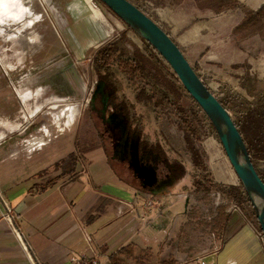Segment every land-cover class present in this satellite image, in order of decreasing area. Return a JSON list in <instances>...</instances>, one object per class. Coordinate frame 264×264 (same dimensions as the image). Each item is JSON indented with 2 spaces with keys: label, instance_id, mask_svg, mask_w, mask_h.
Returning <instances> with one entry per match:
<instances>
[{
  "label": "rangeland",
  "instance_id": "1",
  "mask_svg": "<svg viewBox=\"0 0 264 264\" xmlns=\"http://www.w3.org/2000/svg\"><path fill=\"white\" fill-rule=\"evenodd\" d=\"M69 1L72 0H51V5L61 13L57 17L44 0H31L34 12L41 15L34 26L21 17H5L0 21V102L5 99L11 106L6 109L10 117L0 115V147L15 148L20 145L31 157L30 163L35 164L40 162L39 151L55 148L59 144L67 150L75 149L74 155L59 164L63 169L68 170L79 160L87 164L85 151L100 145L89 114L88 101L99 76L103 75L116 85V97L132 106L134 121L155 150H162V146L169 154H164L166 158L178 162L192 161L194 165L192 184L188 179L184 187L174 190L184 191L183 188L188 186L184 194L188 198V214L183 224L175 225L176 234L169 241L170 255L183 253L187 248L193 251L195 244L210 246L219 241L221 233L215 220L220 212L229 214L231 203L237 201L227 194L229 186L217 181L215 168L236 173L214 127L206 131L203 120L197 115L199 105L148 42L97 0H92V3L100 9L104 19L89 17L77 23L66 9ZM87 1L90 3V0ZM130 1L152 19L158 18L152 5L159 0ZM222 3L221 0L200 2L202 6L219 7ZM238 13L246 14L239 28L242 37L250 39V47L253 44L257 46L253 52L256 59L264 60V14L257 17L253 11ZM225 15L230 14L226 12ZM23 18L27 20L26 11ZM248 18L254 19L244 27ZM61 19L65 25H60ZM18 29L21 35L18 39L4 41L1 38L2 35H14ZM86 42L90 46L85 47ZM106 48L114 52L107 69L98 72L100 52ZM137 65L141 69H137ZM261 78L264 79V73ZM34 79H37L38 86H34ZM242 85L248 86L247 83ZM255 88L249 100L240 98L241 93L238 92L215 93L240 126L250 121L249 127L244 130V137L252 146L254 163L264 175L262 145L259 144L264 142V80ZM254 115L256 122H251ZM171 130L175 131V135ZM182 136L190 137L185 146L182 145ZM209 137H214L212 148L206 145ZM46 153L52 155L50 158L57 159L54 155L61 152L49 149ZM116 168L121 170L122 176L132 179L124 168ZM212 183L218 184V188L209 192L198 189V184L208 187ZM238 183L243 187L239 180ZM144 207L148 210L154 208L156 216L152 221L142 220L144 226L151 223L157 226L158 220L165 217L166 204L157 196H150ZM185 210V202L172 207L170 223L177 215L182 216ZM249 213L253 217L251 209ZM140 241L142 247L126 253L133 254L134 258L127 255L119 257L122 264H162L161 239L157 242L148 240V243L153 242L148 250L144 249L145 241Z\"/></svg>",
  "mask_w": 264,
  "mask_h": 264
},
{
  "label": "crops",
  "instance_id": "2",
  "mask_svg": "<svg viewBox=\"0 0 264 264\" xmlns=\"http://www.w3.org/2000/svg\"><path fill=\"white\" fill-rule=\"evenodd\" d=\"M8 1L11 5L4 16H0V21L5 17H21L34 26L41 19V15L34 12L31 0ZM44 1L56 16L61 14L56 6L51 5V0ZM235 1L228 7L202 6L201 0H159L152 5L158 17L153 20L176 42L219 100L221 98L215 91L224 94L238 92L240 98L249 100L256 85H261L264 80L261 78L264 60L256 59L253 52L257 46L250 47V39L242 37L239 28L246 14L238 13L259 11L264 0ZM90 3L72 0L66 9L77 23L89 17L102 21V12L92 0ZM25 11L27 20L23 18ZM226 12L230 15H225ZM64 23L61 19L60 25ZM19 36L18 29L14 35H2L1 38L14 41ZM90 44L86 42L84 46ZM35 85L38 86L37 79H34ZM9 107L5 99L0 102V115L10 117L6 111ZM171 133L175 135L174 130ZM181 140L183 146L188 142L185 136ZM207 145L212 148L214 143ZM49 149L61 152L54 155L57 159L50 158L52 155L46 153ZM161 149L163 155L169 156L167 150L162 146ZM39 153L40 162L35 165L30 163L31 157L20 145L0 147V264H73L71 258L74 256L111 264V258L121 249L129 246L138 249L142 247L140 240H144V249L148 250L153 242L147 241L157 242L159 239L162 242V264H264L261 241L249 220L238 213H219L215 220L221 233L219 241L210 246L195 244L193 251L187 248L183 253L170 255L169 241L176 234L175 225L183 224L188 214V198L184 196L188 186L183 188L184 191L174 190L184 187L188 179L192 184V161L178 162L167 158L174 169L179 168L182 172L161 191L153 192L122 176L121 170L110 164L108 153L98 147L85 151L87 164L78 159L68 170L59 164L74 155L75 149L67 150L58 144ZM215 175L217 181L232 188V192H241L233 171L215 168ZM150 196H157L166 204L165 217L158 220L157 226L142 224V220L152 221L156 217L154 208L148 210L144 207ZM183 202L186 203L185 213L177 215L171 224L170 209ZM4 203L11 208L12 221L3 217L6 212ZM18 233L25 243L20 241Z\"/></svg>",
  "mask_w": 264,
  "mask_h": 264
},
{
  "label": "water",
  "instance_id": "3",
  "mask_svg": "<svg viewBox=\"0 0 264 264\" xmlns=\"http://www.w3.org/2000/svg\"><path fill=\"white\" fill-rule=\"evenodd\" d=\"M148 42L174 71L183 87L210 118L227 157L246 191L264 233V181L231 112L202 80L171 36L130 0H99Z\"/></svg>",
  "mask_w": 264,
  "mask_h": 264
},
{
  "label": "flooded vegetation",
  "instance_id": "4",
  "mask_svg": "<svg viewBox=\"0 0 264 264\" xmlns=\"http://www.w3.org/2000/svg\"><path fill=\"white\" fill-rule=\"evenodd\" d=\"M116 85L99 76L91 99L89 114L102 149L111 165L124 168L140 188L158 192L181 174L147 140L134 121L132 106L116 97Z\"/></svg>",
  "mask_w": 264,
  "mask_h": 264
},
{
  "label": "trees",
  "instance_id": "5",
  "mask_svg": "<svg viewBox=\"0 0 264 264\" xmlns=\"http://www.w3.org/2000/svg\"><path fill=\"white\" fill-rule=\"evenodd\" d=\"M97 1H99V0H97ZM223 3H222V5L220 6V7H224V5L223 4H225V6H231V5H233V4H235L236 3V1L235 0H221ZM132 2V1H131ZM255 14V16H257V15H259V16H261V15H263L264 14V6L259 10V11H257L256 13H254ZM254 14H252V15H254ZM258 17V16H257ZM254 18H252V19H249L248 18V20H247V22L245 23V25H244V27H246L247 25H248V23L249 22H251L252 20H253ZM112 52H114L112 49H110V48H106V49H104V50H102L100 53V55L101 56H99V59L101 60V62H100V60L98 61V62H100L99 64H98V67H97V71L98 72H100V70L102 71V70H105V69H107V67L109 66V60H110V58L112 57ZM137 69H140V67L139 66H137ZM220 102L226 107V105L224 104V102L223 101H221L220 100ZM227 108V107H226ZM254 118H255V115L254 116H252V118H251V122H256V120H254ZM235 123H236V125L238 126V128H239V130H240V132L242 133V135H243V137H244V130H246L247 129V127H249L248 125L250 124V121H248V122H245L244 124H242L241 126H240V124H238L236 121H235ZM190 137L189 136H187V140L190 142V139H189ZM244 139H245V142L247 143V146H248V150H249V153H250V155H251V157H252V160H253V163H254V157H253V155H252V146H251V144L250 143H248V140H247V138L246 137H244ZM259 144L260 145H262V148H261V159H264V142H259ZM94 149V148H93ZM92 150V149H91ZM86 151H90V150H86ZM254 165H255V168L257 169V171H258V173H259V175L261 176V178L263 179V181H264V175H263V173L258 169V166L254 163ZM215 188H218V184H210L208 187L207 186H205V185H203V184H198V189L200 190V191H212V190H214ZM232 189V188H231ZM231 189L227 192V194L232 198V199H234L235 201H237V202H241L242 201V199H243V197H242V194H241V192H240V190H237L235 193L234 192H232L231 191ZM128 250H132V246H129V247H125V248H123V249H121L115 256H113L112 258H111V264H122V261L121 260H119V257L120 256H124V255H127V256H129V257H132V258H134L133 257V254H126L127 253V251Z\"/></svg>",
  "mask_w": 264,
  "mask_h": 264
},
{
  "label": "built area",
  "instance_id": "6",
  "mask_svg": "<svg viewBox=\"0 0 264 264\" xmlns=\"http://www.w3.org/2000/svg\"><path fill=\"white\" fill-rule=\"evenodd\" d=\"M198 114H199V117L203 120L206 131H209V129L214 127L210 118L207 116V114L204 112V110L200 106H198L197 115ZM211 142H214V137H209L206 141V145L210 144ZM241 188H242L241 194L243 197L242 202L241 203H237V202L231 203L229 212L244 215L245 218H247V220H249L251 227L255 230L259 240L261 241V243L264 247V233H263L259 223L257 224L258 221H257V218L255 216V211H254L253 205H252L246 191L244 190L243 187H241ZM4 204H5L6 212L3 213V217L9 221H12L11 208L6 203H4ZM249 209H251V212L253 213V217H251V214L249 213ZM17 235H18L20 241L22 243H25L23 236H21L19 233ZM71 262L73 264H100L97 259L88 258L86 256H74L71 258ZM202 264H206V263L202 262Z\"/></svg>",
  "mask_w": 264,
  "mask_h": 264
},
{
  "label": "bare ground",
  "instance_id": "7",
  "mask_svg": "<svg viewBox=\"0 0 264 264\" xmlns=\"http://www.w3.org/2000/svg\"><path fill=\"white\" fill-rule=\"evenodd\" d=\"M10 5H11L10 1L0 0V16L6 13V11H8Z\"/></svg>",
  "mask_w": 264,
  "mask_h": 264
}]
</instances>
